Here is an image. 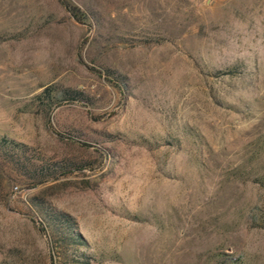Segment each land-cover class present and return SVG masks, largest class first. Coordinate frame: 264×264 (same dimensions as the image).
Here are the masks:
<instances>
[{
  "label": "rangeland",
  "instance_id": "1",
  "mask_svg": "<svg viewBox=\"0 0 264 264\" xmlns=\"http://www.w3.org/2000/svg\"><path fill=\"white\" fill-rule=\"evenodd\" d=\"M69 1L0 0V264H264V0Z\"/></svg>",
  "mask_w": 264,
  "mask_h": 264
},
{
  "label": "trees",
  "instance_id": "2",
  "mask_svg": "<svg viewBox=\"0 0 264 264\" xmlns=\"http://www.w3.org/2000/svg\"><path fill=\"white\" fill-rule=\"evenodd\" d=\"M59 3L70 13V15L78 22L84 23L87 26H90L88 23L91 19L89 17V14L80 8L77 5L72 4L69 0H58ZM27 150V145L18 141H15L13 139H9L6 136H0V154L3 155H9V156H15L17 155L16 162H22L21 156H25ZM44 182V180L38 179L37 181L33 182L32 186H35L37 184H41ZM38 211L40 212V216L36 217V220L38 221V228L39 230L44 233L45 235L50 236H57L62 234V232L68 233L67 235H60L59 241H55V243L61 244V242H65V238H71L72 240L75 239L76 241H79L80 236L78 233H76L73 230L72 227V218L67 215L64 212L55 211L52 213V216L55 221L59 220L60 223L63 224V228L65 230L57 229V225L49 223V221L46 219L45 215H50L47 211V207H43L42 203L37 204ZM52 232V233H51ZM51 233V234H50ZM80 242V241H79ZM53 241L51 243V249L53 250L55 247V244Z\"/></svg>",
  "mask_w": 264,
  "mask_h": 264
}]
</instances>
